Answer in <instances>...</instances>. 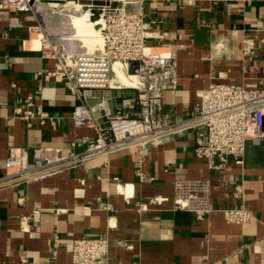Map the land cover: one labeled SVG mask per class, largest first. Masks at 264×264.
<instances>
[{
    "label": "crops",
    "instance_id": "1",
    "mask_svg": "<svg viewBox=\"0 0 264 264\" xmlns=\"http://www.w3.org/2000/svg\"><path fill=\"white\" fill-rule=\"evenodd\" d=\"M144 13L153 32L147 53L178 62V89L164 95L178 120L211 85L264 88V0H154ZM34 23L31 13L0 0V179L9 155L25 154L31 165L36 147L81 154L83 139L96 138L98 126L71 121L79 102L61 83L43 80L38 91L39 74L43 79L53 62L42 53L43 35L27 34ZM31 98L57 127L39 119L29 126L15 114ZM193 145L186 136L94 156L47 179L7 178L0 187V264H72L73 240L105 235L112 240L109 264H264V140H248L243 164L218 172L195 157ZM185 178L211 179L217 210L239 204L233 187L242 186L250 221L230 224L219 211L198 221L171 205L140 211L152 197L172 198L174 182Z\"/></svg>",
    "mask_w": 264,
    "mask_h": 264
},
{
    "label": "built area",
    "instance_id": "2",
    "mask_svg": "<svg viewBox=\"0 0 264 264\" xmlns=\"http://www.w3.org/2000/svg\"><path fill=\"white\" fill-rule=\"evenodd\" d=\"M44 1L6 0L12 10L31 13L35 23L26 26L27 34L43 35L42 53L53 62V69L43 79V74H39L38 91L42 92L45 86L43 80L61 83L79 102L71 121L77 127L98 126L96 138L83 139L87 149L81 154L63 155L58 147H36L31 165L26 162L25 154L9 155L7 174L0 179V187L9 183L6 179L10 177L47 179L94 156H107L128 148L158 147L186 136L193 140L195 157L205 162L210 171L218 172L225 170L230 162L243 164L248 140H264V88L214 84L197 92L199 101L187 118L178 120L166 111L164 95L178 89L180 78L175 59L147 53L153 32L144 5L154 0H110L108 6L100 8L76 4L65 9L49 8ZM94 10H100L94 23H100L95 29L101 35L102 45L89 52L84 50L86 46L71 24L73 16L84 14L93 22ZM63 15L70 19L71 28L63 23L60 26L66 31L54 30L57 24L49 27L54 17L60 19ZM115 65L127 75L134 72L132 76L137 80L129 89L136 90L137 95L123 103V110L117 111L110 118L109 127L103 130L94 116V108L105 107L107 115V93L127 89L114 82ZM111 98V102L116 100ZM90 99L104 102L92 107L87 103ZM14 111L29 126L35 119L42 124L58 125L57 119L43 111L36 98L29 99L25 105H16ZM211 188V179H179L173 184L172 198L152 197L139 209L171 205L174 210L191 213L198 221H204L216 211L222 212L230 224L250 221L252 214L244 203L242 186L233 187L234 199L241 202L222 210L215 209L211 203ZM128 189L125 186L123 194ZM118 244L127 247L125 243ZM111 245L109 235L77 238L73 240L72 264H109Z\"/></svg>",
    "mask_w": 264,
    "mask_h": 264
},
{
    "label": "water",
    "instance_id": "3",
    "mask_svg": "<svg viewBox=\"0 0 264 264\" xmlns=\"http://www.w3.org/2000/svg\"><path fill=\"white\" fill-rule=\"evenodd\" d=\"M110 0H72V1H58V0H46L43 2V4L49 8L57 9L59 7H69L76 4L82 5L84 7L87 6H94L96 8L104 7L109 5ZM100 13V10H94V16L91 18L93 22L98 20V15ZM131 75H134L133 71H130ZM109 97L107 98L106 102H108V108L110 109L109 112L106 115V112L104 111L105 107L100 108H94V116L98 120V124H100L101 128L103 130H106L109 127V120L110 118H113L115 114L117 113V106H120L124 103L125 100L127 102L129 99L135 97L137 95V91L134 89H121L118 91L109 92ZM111 97L116 98V102H111ZM104 102L103 99L99 100H88L87 103L90 106H95L97 104H101Z\"/></svg>",
    "mask_w": 264,
    "mask_h": 264
},
{
    "label": "bare ground",
    "instance_id": "4",
    "mask_svg": "<svg viewBox=\"0 0 264 264\" xmlns=\"http://www.w3.org/2000/svg\"><path fill=\"white\" fill-rule=\"evenodd\" d=\"M99 24H100L99 22L94 23V22L89 21L88 16L84 14L80 16H74L73 22L71 25H72V29L75 31L76 34L77 33L82 34V30H83V32L88 38H95V34L99 32L97 29H95V26ZM78 37L80 39L83 38L82 35ZM114 71L116 73V78L114 82H116L119 86L123 88H132L135 85L136 80H137L136 77L132 75H127L126 73H124L120 69L119 65L114 66Z\"/></svg>",
    "mask_w": 264,
    "mask_h": 264
},
{
    "label": "rangeland",
    "instance_id": "5",
    "mask_svg": "<svg viewBox=\"0 0 264 264\" xmlns=\"http://www.w3.org/2000/svg\"><path fill=\"white\" fill-rule=\"evenodd\" d=\"M61 9H65V7H62ZM73 17H72V19H73ZM46 21H47V19H46ZM51 21H52L53 25H56V24L58 25L57 27H54V30H56L58 32L59 31L60 32L61 31H66L65 29L61 28L60 25L62 23L65 24L66 27L68 26L67 28H71L70 19L66 15H63L62 18H60V19H57L56 17H54ZM48 22H49V20H48ZM74 33H75V31H74ZM80 35L83 36V38L81 40L84 42V45L86 46L84 50H88L89 52H91V51H93L95 49L96 45H102V40H101V37H100L101 35L99 34V32L95 34V38H88L85 35V33L83 32V30H82V34L77 33V36H80Z\"/></svg>",
    "mask_w": 264,
    "mask_h": 264
}]
</instances>
